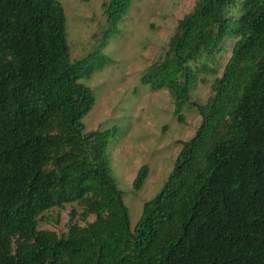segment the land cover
<instances>
[{"label":"trees","instance_id":"obj_1","mask_svg":"<svg viewBox=\"0 0 264 264\" xmlns=\"http://www.w3.org/2000/svg\"><path fill=\"white\" fill-rule=\"evenodd\" d=\"M132 1L102 2L98 48L71 60L58 0H0V264H264V0H196L143 74L180 122L199 76L214 78L134 229L109 168L116 129L85 131L95 97L80 82L109 63L102 49ZM67 205L65 233L39 229Z\"/></svg>","mask_w":264,"mask_h":264},{"label":"rangeland","instance_id":"obj_2","mask_svg":"<svg viewBox=\"0 0 264 264\" xmlns=\"http://www.w3.org/2000/svg\"><path fill=\"white\" fill-rule=\"evenodd\" d=\"M65 12L67 45L71 60H78L98 48L105 19L101 4L105 0H58ZM196 0H133L117 32L111 36L102 54L109 63L80 82L94 94L92 109L82 118L86 132L115 128L116 136L108 146L112 178L122 192L129 210L130 227L142 216L145 202L156 197L172 173L181 142L196 133L201 116L197 105L210 95L214 76L200 75L196 89L181 109L183 122L174 114L167 90L152 92L141 78L151 64L163 56L177 22L192 11ZM228 55L219 62L224 65ZM218 68L217 76L221 75ZM142 166L148 174L137 190L133 181ZM53 209L46 213L39 229L67 231L72 209ZM79 211V210H78ZM89 218L88 221H92ZM73 223L84 225L76 213Z\"/></svg>","mask_w":264,"mask_h":264}]
</instances>
